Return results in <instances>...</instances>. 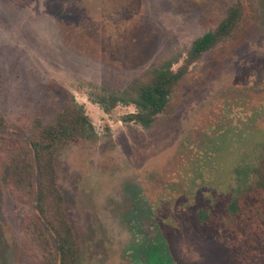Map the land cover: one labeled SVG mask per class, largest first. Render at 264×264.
Wrapping results in <instances>:
<instances>
[{"label": "rangeland", "instance_id": "1", "mask_svg": "<svg viewBox=\"0 0 264 264\" xmlns=\"http://www.w3.org/2000/svg\"><path fill=\"white\" fill-rule=\"evenodd\" d=\"M237 1L0 0L2 132L27 140L36 121L50 124L75 102L96 133L56 156L79 264H141L136 248L148 239L174 264H231L229 241L203 215L232 189L257 186L264 0H242L238 28L189 68L152 127L127 123L136 107L104 93L131 92L165 59L179 69ZM2 174L0 164V264H50L24 230L35 204L20 201Z\"/></svg>", "mask_w": 264, "mask_h": 264}, {"label": "trees", "instance_id": "2", "mask_svg": "<svg viewBox=\"0 0 264 264\" xmlns=\"http://www.w3.org/2000/svg\"><path fill=\"white\" fill-rule=\"evenodd\" d=\"M243 13L244 4L238 0L226 10L216 28L192 43L179 69L174 70L175 63L171 59L162 60L131 92L106 91V99L114 104L136 107L137 112L125 118L127 123L152 127L170 109L175 89L185 79L189 68L232 36L243 19ZM6 127L7 122L1 113L0 78L2 183L17 194L20 201L29 198L35 204L32 216L24 221V230L37 242L39 249L49 252L50 264H79L76 237L58 187L56 156L65 143L78 139L95 140L93 125L84 109L72 102L50 124L36 121L29 129L27 140L17 134H4L2 131ZM261 162L262 167L253 170L257 176L256 187L245 188L242 193L238 187L232 189L221 196L217 212L203 215V223L229 241L231 264H251L264 256V155ZM158 243L151 239L142 242L136 251L143 254L139 257L136 252L135 259L141 264H174L157 246Z\"/></svg>", "mask_w": 264, "mask_h": 264}]
</instances>
